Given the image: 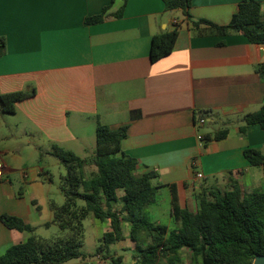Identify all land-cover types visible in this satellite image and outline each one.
I'll return each instance as SVG.
<instances>
[{"label": "crops", "instance_id": "crops-1", "mask_svg": "<svg viewBox=\"0 0 264 264\" xmlns=\"http://www.w3.org/2000/svg\"><path fill=\"white\" fill-rule=\"evenodd\" d=\"M111 2L0 0V40L5 43L0 44V93L31 94L17 104L14 115L0 113V218L9 214L36 228L41 218L38 196L44 184L26 180L3 146L18 139L2 128L15 118L24 121L26 135L12 150L17 160L23 159V146L33 157L52 156L54 146L78 154L79 144L87 152L86 142L96 140L98 125L126 127L122 150L138 162L139 174L158 176L153 183L160 188L148 211L162 212L166 204L171 220L172 186L182 206L195 204L192 211L203 188L225 189L231 173L242 187L264 191V169L245 157L246 149H264V130L253 125L240 133L242 118L264 103V80L257 71L264 64V45L242 34L220 36L191 26L199 20L228 25L242 0H193L190 18L182 9L167 10L162 0H128L125 6L116 0L103 22L85 23ZM176 26L173 52L153 63L154 37ZM206 112L213 119L206 117L201 126L197 120ZM210 123L230 129L227 137L214 140L217 132L204 131ZM36 170L37 175L46 172ZM16 175L27 188H17ZM162 193L167 202L160 200ZM30 236L8 229L0 219V257Z\"/></svg>", "mask_w": 264, "mask_h": 264}, {"label": "trees", "instance_id": "trees-1", "mask_svg": "<svg viewBox=\"0 0 264 264\" xmlns=\"http://www.w3.org/2000/svg\"><path fill=\"white\" fill-rule=\"evenodd\" d=\"M162 1L167 10L182 9L191 17L188 11L193 0ZM115 2L112 0L102 14L87 18L85 23L103 22ZM123 2L125 6L128 0ZM191 26L194 30L207 27L212 34L220 36L242 34L252 44L264 45V5L256 0H242L228 25L199 20L192 21ZM178 36V26L172 32L155 36L151 61L155 63L169 56ZM0 44L5 43L0 40ZM257 71L264 80V64ZM30 95L28 92L0 93V113L14 115L17 104ZM206 117L213 119L212 114L206 112L197 122ZM242 121L245 123L240 128L242 135L246 134L248 126L257 125L264 130V103L259 111L245 115ZM229 130H220L214 140L225 139ZM126 137V127L112 130L98 125L95 157L83 158L58 146L52 148L50 154L66 168L61 185L65 203L62 206L51 204L54 216L45 226L57 225L65 235L53 240L39 237L35 234L36 227L19 217L3 214L0 219L8 229L29 232L31 236L26 242L9 247L0 257V264H69L76 260L85 264L103 254L105 264H123V257H114L112 248L126 240V225L130 226L134 258L139 264H159L161 257L168 258L170 264L181 263L185 250L195 260L201 259L202 264H252L257 256L264 255V191L242 187L231 173L225 189L203 188L197 198V209L192 211L180 204L172 186L173 227L155 224L147 210L156 202L160 186L153 181L158 176L154 172L139 174L138 162L122 150ZM206 139L211 141L210 136ZM245 157L252 166L264 169V149H246ZM88 164L97 168L90 178L85 171ZM22 196L19 192L18 197ZM37 210L40 212L39 207ZM89 217L109 224L94 255L82 250L84 221Z\"/></svg>", "mask_w": 264, "mask_h": 264}, {"label": "rangeland", "instance_id": "rangeland-1", "mask_svg": "<svg viewBox=\"0 0 264 264\" xmlns=\"http://www.w3.org/2000/svg\"><path fill=\"white\" fill-rule=\"evenodd\" d=\"M13 120V119H9ZM24 121L15 118V123L11 125H6L5 123H2V128L5 132V134L9 135L11 132L17 135L18 139L14 141H5L3 142V146H6L10 150V160L13 162L14 167L21 171H27L30 172V178L33 180H37V182H40L41 184H44L43 189L39 192V201L41 208V218L39 225H37V229L35 234L39 237L53 240L59 237H62L65 235L64 232L57 226L52 225L50 227H46L45 224L53 219V211L51 210V204H57L58 206H62L65 203V196L61 189L62 185V178L66 174V168L64 165L55 157L50 155H43L42 157L39 155H36L35 157L31 156V149L27 146H23L22 149V155L23 159L17 160L13 158L12 150H15L17 148V144H23V141L26 139V135L23 131L24 127ZM223 129V126L218 123H210L208 124L207 128L204 130L205 132H211L215 133ZM79 147L75 148L77 149V155L84 157V158H92L95 157V146H96V140L87 141L86 142V148L87 152H82V147L78 144ZM18 149V148H17ZM36 169H44L46 172L42 175H37ZM41 171V170H39ZM86 176L90 178L93 173L97 171V168L93 165L88 164L85 167ZM17 188H20L21 181L20 176L16 175L13 177ZM23 187L27 188V184ZM122 194V192H121ZM166 194L162 193L160 195V200L166 201ZM80 205H83L82 202H80ZM191 209H195V204L190 203ZM149 210V209H148ZM148 217L151 220V222L155 224H164L170 228L173 227V222L169 217V211L167 209L166 204H163L162 206V212L154 213L153 211H148ZM84 227H85V237H84V245H83V252L87 255H94L96 253L97 248L100 245V238L102 237L104 231L107 228L106 223H100L97 220H95L93 217H89L84 221ZM125 235L126 240L124 242H121L119 245H117L114 248V251L112 255L114 257H123V264H139L135 258V244L132 242L130 238V226H125ZM149 243V241H146V244ZM104 254L101 255L100 258H97L101 264H105V260L103 259ZM182 262L175 264H202L201 259H194L190 252L183 251L182 252ZM94 259L91 258L88 261H92ZM73 262V261H72ZM82 262L80 261L79 264ZM159 264H170L168 258L161 257L159 260Z\"/></svg>", "mask_w": 264, "mask_h": 264}, {"label": "built area", "instance_id": "built-area-1", "mask_svg": "<svg viewBox=\"0 0 264 264\" xmlns=\"http://www.w3.org/2000/svg\"><path fill=\"white\" fill-rule=\"evenodd\" d=\"M206 123H207V120L205 118H203V119L200 120L199 125L204 126ZM199 141H200L201 145H204V138L202 136L199 137ZM195 165H196V162L193 163V166H195ZM22 174H23V177L26 180H29L30 172L23 171ZM197 178L201 179V178H203V175L202 174H197ZM98 258H100V256ZM85 264H94V262L93 261H88Z\"/></svg>", "mask_w": 264, "mask_h": 264}, {"label": "water", "instance_id": "water-1", "mask_svg": "<svg viewBox=\"0 0 264 264\" xmlns=\"http://www.w3.org/2000/svg\"><path fill=\"white\" fill-rule=\"evenodd\" d=\"M252 264H264V255L257 256Z\"/></svg>", "mask_w": 264, "mask_h": 264}]
</instances>
